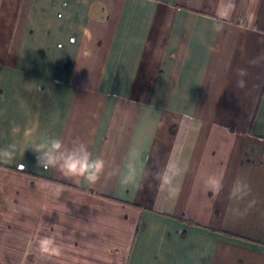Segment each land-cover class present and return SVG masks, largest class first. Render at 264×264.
<instances>
[{
    "label": "crops",
    "instance_id": "1",
    "mask_svg": "<svg viewBox=\"0 0 264 264\" xmlns=\"http://www.w3.org/2000/svg\"><path fill=\"white\" fill-rule=\"evenodd\" d=\"M0 264H264V0H0Z\"/></svg>",
    "mask_w": 264,
    "mask_h": 264
},
{
    "label": "clouds",
    "instance_id": "2",
    "mask_svg": "<svg viewBox=\"0 0 264 264\" xmlns=\"http://www.w3.org/2000/svg\"><path fill=\"white\" fill-rule=\"evenodd\" d=\"M254 19V16H250V21H254ZM238 76L240 79L237 80V87L244 88L246 86V81L244 79V77L247 76L246 69H240L238 71ZM61 147V141L52 140L51 146L48 148V150L41 151L38 149L39 162L43 168L47 169L48 167H58L56 155L60 151ZM81 147L85 150V155L82 158H77L73 155H67L63 159L62 163L59 164L58 168L69 175L82 176L90 183H95L99 179L100 174L103 172L104 162L99 158L92 159L91 153L87 151V147L83 143H81ZM5 155L10 156L11 153L5 152ZM176 175L177 168H174L172 163L166 165L164 171L158 174L160 181L158 185L159 191L163 192L166 187L167 191H170ZM207 186L210 189H214L218 193L222 185L220 179L210 177L208 178ZM246 190L247 185H243L238 182L231 194L236 196L239 193L246 192ZM37 245L39 251L42 254L55 256H60L62 254L60 245L56 243L52 236L41 237L37 241Z\"/></svg>",
    "mask_w": 264,
    "mask_h": 264
}]
</instances>
